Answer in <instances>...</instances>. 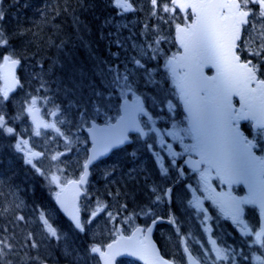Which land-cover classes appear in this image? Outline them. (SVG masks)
Returning a JSON list of instances; mask_svg holds the SVG:
<instances>
[{"label":"rangeland","instance_id":"1","mask_svg":"<svg viewBox=\"0 0 264 264\" xmlns=\"http://www.w3.org/2000/svg\"><path fill=\"white\" fill-rule=\"evenodd\" d=\"M20 1L0 0V40L10 41L14 34H19L22 42L31 38L41 50H47L56 42L49 22L63 11H70L73 17L80 9L75 0H66L63 8L61 0L33 1L32 16L25 18L27 23L19 24L17 5ZM167 3V0H155V3L144 0V4L138 6L140 16L138 13L126 17L135 11L132 6L123 9L127 14L120 9L112 11V8L104 16L99 14V46L98 51L93 48L96 52L93 65L68 66L61 71L56 59L46 64L39 62L47 58V53L36 60L38 49L37 53H30L21 42L18 47L0 44V47H9L7 56L24 61L20 74L22 85L10 96L13 111L3 95L5 87L0 71V117L3 118L0 134L14 136V141L6 146L14 150V159L18 161L4 160L13 168L7 170L0 159V264L58 262L59 251L66 258H62L63 261L101 264L98 256L91 252L94 245L105 247L119 234L130 233L140 218L148 216L149 210L161 208L165 188L172 177L170 166H164L160 158H138L141 154L137 148L129 150V163L124 153H117L93 167L81 204L85 213L82 231L91 239L90 244H78L71 228L63 222H55L61 213L53 202L66 182L78 178L83 171L91 145L85 128L92 119L115 121L121 113V100L141 95L139 93L147 95L152 109L174 111L179 107V93L167 63L177 50L174 32L166 31L163 26L162 11ZM145 20H149L148 24ZM177 20L176 16L170 18L173 24ZM138 22L143 24L142 29L137 26ZM71 39L82 40V36L72 33L67 37L68 41ZM260 40L263 37L254 30L251 48L255 51L259 49L256 42ZM1 62L0 57V66ZM147 63L150 66L145 65ZM35 109L41 112L42 125L38 126L30 115ZM170 116L172 114L168 113ZM45 124L53 126L45 127ZM7 128H12L13 132L8 133ZM17 144L21 147L17 148ZM25 179L30 181L33 193L40 186L53 202L48 201L43 206L29 198L24 192L28 189ZM177 201L184 208L194 204L191 200L185 202L181 193H177ZM196 211L200 216V206ZM45 220L56 229L57 236L51 235ZM191 229L187 230L189 234ZM75 236L80 242L83 240L82 235ZM180 238L178 233L179 242Z\"/></svg>","mask_w":264,"mask_h":264},{"label":"snow or ice","instance_id":"2","mask_svg":"<svg viewBox=\"0 0 264 264\" xmlns=\"http://www.w3.org/2000/svg\"><path fill=\"white\" fill-rule=\"evenodd\" d=\"M249 2L250 0H172L175 7L164 9L175 11L179 8L185 13L190 10L194 17L191 24L184 27L177 25V39L183 52L169 61L170 72L191 120L189 132L197 139L196 147L202 149L201 162L209 165L207 172L202 174L205 184L212 170L229 185L242 181L252 182L249 199L240 200L228 193L217 194L222 210L240 223H243L239 219L242 204L259 203L264 208V158H257L252 154L253 145L245 135L241 123L255 121L257 127L264 129V79L258 78L257 72L260 69L256 65L242 62L237 54L242 27L251 23L248 19L250 12L245 10ZM253 2L264 9V0ZM116 4L123 9L131 7L126 0H116ZM8 43L7 39L0 40L2 45ZM2 59L3 67L9 72L20 63L11 55L3 56ZM205 69H214L215 74L207 75ZM12 82L18 83L14 75ZM3 95L7 97V88ZM234 97H238V101L234 102ZM138 111L142 109L132 107L128 118H121L118 130H99L98 141L101 146L122 142L124 132L136 123L135 115ZM0 126H3L2 117ZM7 132L12 133L13 129L7 128ZM16 147L20 148L21 145L17 144ZM31 155L37 156L39 153ZM28 162L31 163V160ZM80 182H84V177H81ZM57 198L76 222V226L82 228L74 197L71 207L68 198L62 197L61 193H57ZM44 223L48 225L51 235L57 236L56 229L47 220ZM140 231L137 229V233ZM257 240L264 243V231L257 234ZM107 248V252L101 251L99 247H93L91 251L99 253L104 264H113L114 257L121 251L139 255L146 264H167L146 238L141 239L137 235L122 237ZM217 255H220L219 250ZM193 264H196L195 260Z\"/></svg>","mask_w":264,"mask_h":264},{"label":"flooded vegetation","instance_id":"3","mask_svg":"<svg viewBox=\"0 0 264 264\" xmlns=\"http://www.w3.org/2000/svg\"><path fill=\"white\" fill-rule=\"evenodd\" d=\"M126 2L135 9L133 14L139 13L138 16L142 14L138 6L143 5L144 0H126ZM167 2V8L175 7L172 0ZM82 6L84 11L87 10L91 15L95 13L98 18L99 0H83ZM113 6L118 8L116 0H113ZM245 10L250 12L251 23L244 27L242 40L239 42V52L243 60H251L260 69L258 73L264 79V75L261 74L264 73V9L250 0ZM162 13L164 29L174 32L176 42L174 46L177 49L175 54L183 52L179 40L176 39L177 25L184 27L193 22L191 11L185 13L176 8L175 11L163 10ZM171 16L178 18L175 24L170 21ZM137 26L143 28L142 23H138ZM84 27L94 31L92 44L99 43V24L84 21ZM254 30L263 37V40L256 42L259 46L257 51L251 48L253 46L251 35ZM82 39H86L85 34L82 35ZM166 40L165 38V46ZM261 43L263 46L260 45ZM208 72L213 73L212 70ZM242 126L249 138L256 141L257 153L264 157V130H255L251 121L243 122ZM154 127L156 132L150 133L151 141L143 146L138 144L136 146L138 152L142 156H145L146 152L149 156L160 157L162 160L169 156L174 159L177 171L168 181L161 208L156 211L149 210L148 216L140 218L135 227L144 226L146 233L147 228L155 223L153 238L157 246L164 256L176 264H188L189 252L201 264H264V243L257 240V234L264 231V208L259 203H244L241 205L242 212L239 218L243 223L234 220L220 207L217 194L228 193L240 200H246L250 196L245 187L223 183L214 170L210 172L208 182L205 184L202 174L209 169L206 165L201 169H193L185 165L182 170L183 177H180L179 169L185 158L197 157L195 138L189 132L188 121L172 120L169 124ZM169 186L172 187L170 202L166 193ZM177 193H181L185 202L191 200L194 204L186 208L182 207L178 204ZM198 206H200V216L196 213ZM177 228H181V232L177 231ZM189 228H193L191 234L187 232ZM178 233L181 235L180 242Z\"/></svg>","mask_w":264,"mask_h":264},{"label":"water","instance_id":"4","mask_svg":"<svg viewBox=\"0 0 264 264\" xmlns=\"http://www.w3.org/2000/svg\"><path fill=\"white\" fill-rule=\"evenodd\" d=\"M19 65H20V63L18 65H16L15 68L11 70V72H9L7 69H5L2 66L3 80H4L5 84L10 89L16 88L20 84V80L17 77V69H18ZM6 75H7V79H5ZM13 75L15 76V79L18 81V83L13 84V82H12V76ZM181 100H182L184 108H185V110L187 112V109L185 107V104H184V101H183L182 97H181ZM138 102H136V101L133 102L131 100H125L123 102V104H122V115L117 119L116 122L104 123V124H98L96 122H92V127H89L87 129V132L89 133L91 141H92V146H91V149H90L88 160H87V162L85 164V173L82 176V177H84V182L81 183L80 182L81 179L80 180L70 181L66 185V187L63 189V191L59 192V193L62 194V197H67L68 198L69 207L72 206L73 197H74V204H75V207L78 209V216H79L81 225H82V215H81V211H80V207H79L80 198H81V195L83 194V190L81 188V184H86L87 183V180H88V177H89V174H90V167L95 162H97L98 160L104 158L105 156H108L112 152V150H114L115 148L124 146L125 144L131 142V138L129 137V133L130 132H135V131L140 129L139 118H138V115H139L140 111H138L136 113V115H135L136 123L133 126L129 127L124 132V137L125 138L120 143H111V144H109L106 147L101 146V144L98 141V137L100 135L99 130H101V129L118 130L121 127V118L122 117L128 118V116L130 114V110H131L132 107L138 106L140 109H143L142 104L138 103ZM38 117H39V112H34L33 118L39 121ZM190 124H191V120H190ZM252 154L254 155L253 151H252ZM200 156H201V153H200ZM257 158H259V157L257 156ZM201 160H202V156H201ZM72 182H76V183L73 184ZM243 182L245 184H247V185H251L252 184L251 181H243ZM249 190L252 192V188L249 189ZM57 203L60 206V209H61L62 213L67 218H69L74 223V225L76 226V222L72 219V217L68 214V212L65 211L64 206H62V204H61V200L58 199V198H57ZM122 237L123 238H128V237H132V236L121 235V236L118 237L117 240L111 242L110 244H115V242L120 240ZM94 247H98V246H94ZM101 251H103V250L101 249ZM107 251H108V248L104 252H107ZM95 254L100 256L99 253H95ZM125 256L134 257V258H140L141 259V257L139 255H133L130 251H121L120 254H118V255H116L114 257L113 264H117V259L119 257H125ZM100 258H101L102 264H104V259L101 256H100ZM162 259L164 261H166L167 264H172L171 262L165 260L164 258H162ZM141 260L146 263V261L144 259H141ZM41 264H51V263L44 262V263H41ZM63 264H70V263H63Z\"/></svg>","mask_w":264,"mask_h":264},{"label":"trees","instance_id":"5","mask_svg":"<svg viewBox=\"0 0 264 264\" xmlns=\"http://www.w3.org/2000/svg\"><path fill=\"white\" fill-rule=\"evenodd\" d=\"M27 11H29V7H26L25 8ZM106 13V8H105V5L104 4H99V14H105ZM27 17H31V14L29 15H26L24 17L27 18ZM23 17H21L20 21L18 22L19 24L21 23H26L27 20L24 21ZM100 28V26H99ZM68 28H64V29H60L59 30V35L62 37L63 34L67 33ZM22 36H20L19 34H14L12 39L10 40V42L12 44H15L16 47H18V45L20 44L21 42V46H27L29 48V52L32 53V52H36L37 49L40 51L38 55H42V54H45V50H41V48H39L32 40L31 38H27L25 39L24 42H22ZM7 47H0V56H3L4 54H6V50ZM49 52H53V50H49ZM81 53L83 54V49L80 48L77 44L75 46H72L71 44L68 45V48L67 50H59V51H56L51 53L52 55H56L58 57L57 59V62H58V70H61L63 71L64 68L66 67H71V68H74L76 66L79 65V63H81V60H80V55ZM48 61V60H46ZM67 69V68H66ZM9 154V151L8 149L5 150V158H7ZM36 195L40 196L39 193H36ZM61 222L65 223V224H68L69 227L71 228V223L66 220L65 218H61L60 219ZM75 239L78 240V237L75 236ZM85 243L86 244H90V241L88 240V238L85 239Z\"/></svg>","mask_w":264,"mask_h":264},{"label":"bare ground","instance_id":"6","mask_svg":"<svg viewBox=\"0 0 264 264\" xmlns=\"http://www.w3.org/2000/svg\"><path fill=\"white\" fill-rule=\"evenodd\" d=\"M1 57V56H0ZM2 63V62H1ZM6 140V139H5ZM1 142V141H0ZM4 142V141H3ZM82 239V238H81ZM82 241V240H81Z\"/></svg>","mask_w":264,"mask_h":264}]
</instances>
